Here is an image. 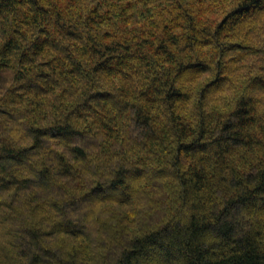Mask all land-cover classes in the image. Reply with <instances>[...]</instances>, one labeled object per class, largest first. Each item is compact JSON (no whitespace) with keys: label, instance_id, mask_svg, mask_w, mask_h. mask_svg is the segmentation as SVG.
<instances>
[{"label":"trees","instance_id":"obj_1","mask_svg":"<svg viewBox=\"0 0 264 264\" xmlns=\"http://www.w3.org/2000/svg\"><path fill=\"white\" fill-rule=\"evenodd\" d=\"M0 264H264V0H0Z\"/></svg>","mask_w":264,"mask_h":264}]
</instances>
